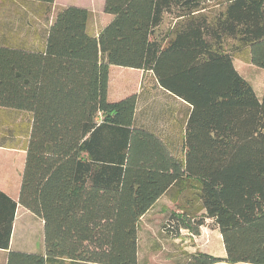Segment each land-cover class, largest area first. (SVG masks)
<instances>
[{
	"label": "trees",
	"instance_id": "1",
	"mask_svg": "<svg viewBox=\"0 0 264 264\" xmlns=\"http://www.w3.org/2000/svg\"><path fill=\"white\" fill-rule=\"evenodd\" d=\"M110 19L54 0H0V146L25 150L18 203L43 221L32 264L139 259L160 237L220 235L224 255L172 264H264V98L234 66L264 68V0H104ZM141 71L110 99V68ZM16 202L0 190V245ZM28 263V262H27ZM7 264H18L9 258Z\"/></svg>",
	"mask_w": 264,
	"mask_h": 264
},
{
	"label": "rangeland",
	"instance_id": "2",
	"mask_svg": "<svg viewBox=\"0 0 264 264\" xmlns=\"http://www.w3.org/2000/svg\"><path fill=\"white\" fill-rule=\"evenodd\" d=\"M104 0H55L54 4H73L85 5L95 12L96 19L94 27L103 25L110 19L103 11ZM237 71L244 76L253 86L257 96L264 98V68L253 65L240 58L233 60ZM142 72L133 68L112 66L110 68V99H118L127 94L140 90ZM169 201L163 196L159 205L152 213L144 218L139 229V250L138 257L148 258L151 262L172 264L181 256L183 251L203 250L214 255H224V249L218 232L212 231L208 227L201 230L200 235L190 236L185 233L181 239L173 241L164 239L158 234L159 224L163 218L164 212L159 211L161 204H167ZM216 264H225L218 262ZM228 264V263H227ZM230 264V263H229ZM231 264H249V263H231Z\"/></svg>",
	"mask_w": 264,
	"mask_h": 264
},
{
	"label": "crops",
	"instance_id": "3",
	"mask_svg": "<svg viewBox=\"0 0 264 264\" xmlns=\"http://www.w3.org/2000/svg\"><path fill=\"white\" fill-rule=\"evenodd\" d=\"M83 7L89 8L85 5ZM25 153L23 149L0 146V190L16 202L8 247L4 248L0 245V264H7L9 258L18 264H32V260L26 259L19 253H44L43 221L18 203Z\"/></svg>",
	"mask_w": 264,
	"mask_h": 264
}]
</instances>
